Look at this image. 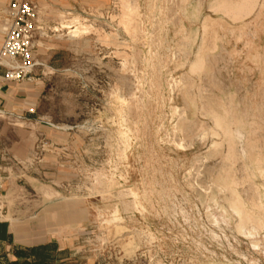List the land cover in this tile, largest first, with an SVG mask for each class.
<instances>
[{"label":"rangeland","instance_id":"obj_1","mask_svg":"<svg viewBox=\"0 0 264 264\" xmlns=\"http://www.w3.org/2000/svg\"><path fill=\"white\" fill-rule=\"evenodd\" d=\"M26 1L0 221L71 264H264V0Z\"/></svg>","mask_w":264,"mask_h":264},{"label":"crops","instance_id":"obj_2","mask_svg":"<svg viewBox=\"0 0 264 264\" xmlns=\"http://www.w3.org/2000/svg\"><path fill=\"white\" fill-rule=\"evenodd\" d=\"M13 86L20 84L7 82L1 85L0 106H20ZM67 262L63 243L46 227L0 221V264H71Z\"/></svg>","mask_w":264,"mask_h":264},{"label":"built area","instance_id":"obj_3","mask_svg":"<svg viewBox=\"0 0 264 264\" xmlns=\"http://www.w3.org/2000/svg\"><path fill=\"white\" fill-rule=\"evenodd\" d=\"M9 25L0 44V90L7 82L19 83L34 67L33 36L37 29L36 6L26 0H12L7 11ZM3 185L0 183V199Z\"/></svg>","mask_w":264,"mask_h":264},{"label":"bare ground","instance_id":"obj_4","mask_svg":"<svg viewBox=\"0 0 264 264\" xmlns=\"http://www.w3.org/2000/svg\"><path fill=\"white\" fill-rule=\"evenodd\" d=\"M231 4H232V3H231ZM238 4H239V3H238ZM236 5H237V4H236ZM236 5H232V6L235 7ZM131 8H132V7H131ZM131 11H132V10H131ZM127 15H129V14H127ZM126 17H127V16H126ZM128 17H129V16H128ZM128 17H127V18H128ZM123 19H124V18H123ZM128 22H129V21H128ZM82 29H83V28H82ZM79 31H80V29H79Z\"/></svg>","mask_w":264,"mask_h":264}]
</instances>
